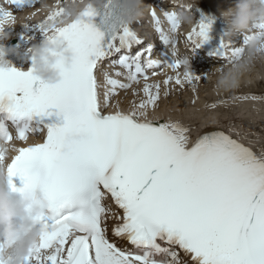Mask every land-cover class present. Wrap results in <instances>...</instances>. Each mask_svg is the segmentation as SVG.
Listing matches in <instances>:
<instances>
[{
    "label": "snow or ice",
    "instance_id": "1",
    "mask_svg": "<svg viewBox=\"0 0 264 264\" xmlns=\"http://www.w3.org/2000/svg\"><path fill=\"white\" fill-rule=\"evenodd\" d=\"M10 2L23 7L28 0ZM66 4L36 24L41 32L48 28L63 37L75 53L70 67L57 63L59 83H45L29 69L0 68V112L6 114L0 138L13 140L9 122L14 126L24 118L23 126L15 127L16 139L43 133L41 142L13 146L10 162L8 148L0 147L12 189L28 191L42 209L41 237L24 264H156L151 250L165 253V264H189L184 257L191 264H264V149L255 151L223 130H207L190 142L189 127L180 122L148 119L159 84L153 92L145 83L147 99L131 111H105L117 89L130 88L140 77L147 81L146 69L161 62L144 57L152 44L131 53L142 41L118 20L113 0L102 8L84 6L75 20L64 19ZM165 15L175 32L176 14ZM8 20L14 22L12 11L0 6V28ZM209 28L201 21L191 29L187 39L193 48L208 39ZM114 54L118 60L105 65ZM117 64L126 70L128 83L113 78L124 75L115 70ZM180 65L181 60L169 64ZM201 79L185 71L175 83ZM51 108L59 109L63 123L44 122ZM34 117L41 120L31 126ZM15 176L22 186L13 182ZM108 199L122 214L105 203ZM110 218L120 221L112 235L131 248L109 239ZM135 249L149 251L140 255Z\"/></svg>",
    "mask_w": 264,
    "mask_h": 264
},
{
    "label": "clouds",
    "instance_id": "2",
    "mask_svg": "<svg viewBox=\"0 0 264 264\" xmlns=\"http://www.w3.org/2000/svg\"><path fill=\"white\" fill-rule=\"evenodd\" d=\"M104 3V0H89L81 7L76 0H71L66 4L64 19H79L84 6L92 4L102 8ZM113 4L118 20L124 25L132 26L143 16L144 0H113ZM192 6L189 4L185 8ZM220 14L226 26L225 40L237 33H245L249 37L237 58L216 69L217 88L231 91L240 86L243 77L257 61L264 60V0H236L232 7L222 10ZM176 17L179 26L193 22L192 13L188 10L180 11ZM42 32L45 39L39 42L27 36L26 40H31V43L24 52L33 61L29 69L33 75L45 83L56 84L63 79L57 63L63 62L65 67H70L75 53L67 41L51 29L45 28ZM8 36L4 27L0 28V41ZM8 52L19 53V49L6 48L0 43V68L11 67V62L6 59ZM180 60L185 71H191L189 59L185 57ZM8 180L7 164L5 160H0V264H24L41 237L38 218L42 209L34 203L28 191H14ZM37 195L42 197V193L38 192Z\"/></svg>",
    "mask_w": 264,
    "mask_h": 264
},
{
    "label": "bare ground",
    "instance_id": "3",
    "mask_svg": "<svg viewBox=\"0 0 264 264\" xmlns=\"http://www.w3.org/2000/svg\"><path fill=\"white\" fill-rule=\"evenodd\" d=\"M67 1H68L67 3H70L71 2V0H67ZM154 1H156V0H146V4H145V7H144L143 16L141 17L140 20H142V18L145 17L153 26H154V24H156V21H157L156 17H153V16H151L149 14V7L151 6V7H153L157 11V13H159L162 16L161 20L159 19V23L163 27H165V28L167 27L168 30H171V22L167 18H165L166 15H164V13L165 12H170V11H173V10H178V9L184 8L183 7V3L185 5L191 4L194 7H197L199 5V2L201 0H181L180 2H179V0H157L155 3H153ZM229 1H230V3H232L231 2L232 0H228V2ZM86 2H87V0H83V2H82V0H76V3L78 5H80V6H82ZM144 2H145V0H144ZM206 2L207 3H212L213 2L214 4H218L219 0H206ZM40 3L42 5H44V6L47 7L46 8V12L43 15H45L48 12L49 9L55 10L57 8L56 7V4L54 5L52 3V0H40L39 4ZM64 3H62V4H64ZM158 3H160V5H161L160 7H162V9L157 6ZM42 5H40V6H42ZM223 5H225V2L223 3ZM228 5H230V4L228 3ZM233 5L234 4H231V7ZM0 6H3L4 8H7L10 11H12L13 16H14V22L12 20H8L4 24V31L6 33H9L10 31H15L16 29H19V28H22L23 27L24 21L28 17V15L26 14L27 13L26 11H24L25 13H22V15H25V17L24 18H20V17H15V12L18 9H16L14 6H12L10 4V2H8L7 0H0ZM221 11H222V9H221ZM37 20H39V22H35L34 25H33V27H31V28L29 27L30 30H32L34 28V34L35 35L37 33L40 34V32H38V31H40V29H39L38 25H36V24H39V23H42L43 22L41 20V18H38L37 17V19H35V21H37ZM136 24H138V22ZM138 31H139V29H137V32ZM8 37H10V36H8ZM25 38H27V36H25ZM0 43L3 44L2 41H0ZM239 52H241V50ZM237 54H238L237 51H236V53L235 52L230 53L223 60V62H215V63H212V64H211L210 61L206 62L205 64H207V65H204V66H206L205 69L207 71H205V70H203V71H198V70L195 71V73L197 75H201L202 76V79L199 82L197 81V84H199V86L200 85L206 86L205 84L208 82L207 79L210 78V76H211V78H212V76H214L215 79H216L217 78L216 69L217 68H220V67H223L224 66L223 64H226L227 61L232 60L231 58L237 56ZM259 68H262L261 72H260V69ZM253 72H255V73H253ZM172 75H174V74H172ZM172 75L166 74V75H161V77L160 76H157V77L153 78L151 81H152L153 85L159 84L160 87H161L162 86L161 84H164V81L166 79H168ZM258 75H262V80H260V81L257 82V76ZM243 79L250 80L251 82L254 83V85L248 86V87L242 89V91H245L247 89H250V91H252V92H260V91L261 92H264V60L257 61L256 64H255V66H254V68L250 72H248L243 77ZM170 82L167 85L171 86V84H172L173 89H175V88L177 89V90L175 89V92H173V91H170L171 90V88H170V90H169L170 93L169 94H172V97L176 96V93H178V92L180 94H185L184 91H187V94L188 95L185 94V96L187 97L192 92L190 90V87H188L185 84L183 86L177 85L176 83L173 82L172 79H171ZM194 83H196V81H194ZM147 84H149V82ZM144 85H145V83H143V82H136V83H134L130 88H128L126 90L127 93L125 94V96L131 95V92L134 89V97L136 95H139L140 100L141 101L144 100V98H142V97H145V98L147 97L146 94L143 91ZM200 88H201V86H200ZM202 88H204V87H202ZM153 89H156L155 86H154ZM236 90H240V89H234V90H231V91H224V90H221V89L218 88V91L216 93H214V95H215V97L220 98L219 101H221V100H224V99L228 98L229 96H231L232 93L234 91H236ZM152 91H154V90H152ZM132 96H133V94L131 95L130 98L133 99ZM257 96H264V94H261V95H258L257 94ZM221 97H223V98H221ZM192 101H193V99H191V97L187 99V102H189L188 104H190V105L192 104ZM171 102H172L171 105H173L174 103H177L178 101H175L174 102L173 99H172ZM242 102H244V104H243L244 106L241 107V108H243V111L242 112H238L237 114L231 116V118L230 117H227L226 120H248L249 124H251V125L248 128H246V131L245 132L238 133V134H240L239 137L241 139H244V140H247L248 139V140H250L251 143H255V142L256 143L257 142L260 143L261 142V139L264 137V130L262 131V134H261L258 130H255L256 129L255 128V125H259V126H261V128L264 125V121H258V120H256L257 118L263 119V117H264V99H261V100L248 99L246 101L243 100ZM115 103H118L117 105H119L120 107H130V108H134L137 105H139V103L137 101H133L134 104H128L127 101H126V99H124V98L121 99V97H119V99L117 101H115ZM179 104H180V108H179V110H176L175 113L178 114V115H181L180 116L181 117V120H189L190 117H193L194 113L191 112V110H193V109L189 110V108H186L183 105V103L182 104L179 103ZM155 109H156V106H154V107L149 106V108L147 109V111H151V110L154 111ZM137 110L138 111H143L142 109H137ZM193 111H198V113H201L199 110H193ZM243 113H245L247 115L245 117V119H243V118L241 119ZM166 114H167V112L165 110H162V111H157V114H154V115L157 118L162 119L161 117L163 115H166ZM206 114L209 115L210 117H205L204 119L205 120H208V119H213V116L216 115L217 112L216 111H211L209 114H208V112H206ZM203 117H204V115H203ZM197 120H198V118H197ZM219 120L220 119H216L214 121H218L219 123L222 122V121H219ZM181 122L182 123H185L184 121H181ZM206 122H208V121H206ZM242 124H243L242 127H245L244 126V122ZM231 131L232 132L233 131L236 132L237 130L234 129V128H232ZM248 135H252V137L249 138Z\"/></svg>",
    "mask_w": 264,
    "mask_h": 264
},
{
    "label": "rangeland",
    "instance_id": "4",
    "mask_svg": "<svg viewBox=\"0 0 264 264\" xmlns=\"http://www.w3.org/2000/svg\"><path fill=\"white\" fill-rule=\"evenodd\" d=\"M8 1V0H7ZM61 1V2H60ZM221 1H223V0H221ZM227 2H228V0H226ZM233 2H236V0H232ZM52 2H53V4L55 5H59V4H61V3H64V2H66V0H52ZM55 2V3H54ZM220 2V1H219ZM218 2V3H219ZM230 5H228V4H225V5H228L229 7H231V3H230V1L228 2ZM65 4V3H64ZM24 11H26V10H24ZM24 11H22V10H18L17 11V13L15 12V17H20V18H24L25 17V15H22V13H25ZM27 12V11H26ZM27 15H28V13H26ZM42 14L43 13H39L38 15H36V18L38 17L39 18V16H42ZM30 15H31V13H30ZM27 21L26 22H29L30 21V16H29V18L27 17V19H26ZM177 75H180V73L179 74H176L175 76H177ZM181 76V75H180ZM210 78H211V76H210ZM199 82V81H198ZM171 83V82H170ZM202 83V82H201ZM193 85H195V86H197V85H199V84H197V81H196V83H192ZM162 86L159 88V93H160V95H159V99H158V101H157V103H156V105H159V104H161L162 102H160L159 100H160V97L162 98V97H164L166 100L168 99V95H169V93H170V91H174L175 92V89H173V86H172V84H171V86H169V85H164V84H161ZM153 86H155V85H153ZM175 86V85H174ZM200 86H201V88H200ZM200 86H198L199 87V89H204V88H202V87H204L203 85H200ZM162 87H164V89H161ZM206 87V86H205ZM170 88H171V90H170ZM206 89V88H205ZM152 90H154L153 92H155L156 91V89H152ZM170 90V91H169ZM177 90V89H176ZM161 92H162V94H161ZM185 92V91H184ZM201 92V93H200ZM199 93L200 94H202L203 93V91L201 90ZM239 92H241V91H239ZM239 92H236V94H232L233 95V101L234 100H237V97H239L238 95H239ZM124 93H126L125 91L123 92V94ZM165 93H167V94H165ZM192 93V92H191ZM191 93L189 94V95H191ZM133 94V99L132 98H130L131 97V95ZM185 94L186 95H188L186 92H185ZM185 94H180L179 92L178 93H176V96H174V97H172V99H173V101L175 102V101H178L179 103H183V105L186 107V108H189V109H193V110H198L199 108L197 107V108H192V107H189L190 106V104H188L187 103V105H186V102H187V98H186V96H185ZM131 95H129V96H123V97H121V99L122 98H124V99H126V101H127V103L128 104H134L133 103V101H137L138 103H140L141 102V100H140V97H139V95H136L135 97H134V89H133V91L131 92ZM166 96V97H165ZM190 97V96H189ZM200 97V101H201V99H202V102H204V103H207V106H206V108L207 109H209V112H208V114L211 112V110L210 109H213L212 107H210V105H209V103L210 102H208V100H207V102H206V100H205V98L204 97H202L201 95L200 96H198V98ZM142 98H144V99H147V97L145 98V97H142ZM116 98H114V101H117L118 99H119V97H117V99L115 100ZM172 101V100H171ZM171 101H169V99H168V104H167V107H169V106H173V105H171L172 104V102ZM167 102V101H166ZM166 102H165V105H166ZM192 104H193V101H192ZM221 104H223V102L222 103H220V105ZM155 105V106H156ZM238 111V109L237 110H234L233 112H237ZM176 112V111H175ZM231 115H232V113L231 112H223V111H219L218 113H217V117L218 118H227V117H230L231 118ZM208 117H210L209 115H208ZM192 118H194V119H196V120H194V121H197V122H199V121H202V120H199V119H203L204 117H203V115L202 114H200V113H198V114H196V115H194ZM197 118H198V120H197ZM191 118H189V120H190ZM232 125L233 126H235V127H237V125H238V122H236V121H233V123H232ZM256 128V127H255ZM259 128H261V126H259L258 125V127L255 129V130H258ZM262 129L264 130V125L262 126ZM262 130V131H263ZM262 131H261V134H262Z\"/></svg>",
    "mask_w": 264,
    "mask_h": 264
}]
</instances>
